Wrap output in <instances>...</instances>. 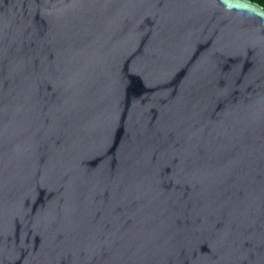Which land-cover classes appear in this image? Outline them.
<instances>
[{
    "label": "water",
    "instance_id": "water-1",
    "mask_svg": "<svg viewBox=\"0 0 264 264\" xmlns=\"http://www.w3.org/2000/svg\"><path fill=\"white\" fill-rule=\"evenodd\" d=\"M0 264H264V7L0 0Z\"/></svg>",
    "mask_w": 264,
    "mask_h": 264
},
{
    "label": "trees",
    "instance_id": "trees-1",
    "mask_svg": "<svg viewBox=\"0 0 264 264\" xmlns=\"http://www.w3.org/2000/svg\"><path fill=\"white\" fill-rule=\"evenodd\" d=\"M251 1L257 2L258 4H260L264 7V0H251Z\"/></svg>",
    "mask_w": 264,
    "mask_h": 264
}]
</instances>
